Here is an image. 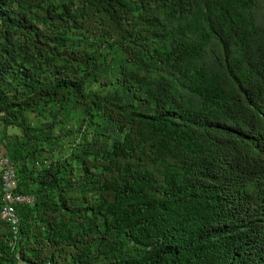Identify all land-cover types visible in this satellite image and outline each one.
<instances>
[{
  "label": "trees",
  "instance_id": "trees-1",
  "mask_svg": "<svg viewBox=\"0 0 264 264\" xmlns=\"http://www.w3.org/2000/svg\"><path fill=\"white\" fill-rule=\"evenodd\" d=\"M0 148V264H264V0H0Z\"/></svg>",
  "mask_w": 264,
  "mask_h": 264
},
{
  "label": "built area",
  "instance_id": "built-area-1",
  "mask_svg": "<svg viewBox=\"0 0 264 264\" xmlns=\"http://www.w3.org/2000/svg\"><path fill=\"white\" fill-rule=\"evenodd\" d=\"M0 177L2 184V194L3 201L6 203V206L2 209L0 217L4 221H11L16 225L14 221V209L11 204L20 203L28 204L32 203V198L29 196L17 194L14 196L15 186L14 180L16 178L15 168L10 162V160L3 154L0 148ZM16 229V226L14 227ZM16 232V230H15Z\"/></svg>",
  "mask_w": 264,
  "mask_h": 264
},
{
  "label": "clouds",
  "instance_id": "clouds-1",
  "mask_svg": "<svg viewBox=\"0 0 264 264\" xmlns=\"http://www.w3.org/2000/svg\"><path fill=\"white\" fill-rule=\"evenodd\" d=\"M22 264V263H21Z\"/></svg>",
  "mask_w": 264,
  "mask_h": 264
}]
</instances>
